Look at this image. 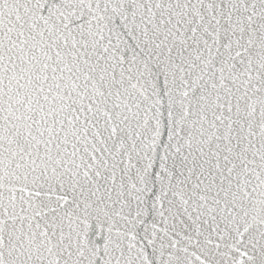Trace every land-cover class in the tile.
Masks as SVG:
<instances>
[{
    "label": "snow or ice",
    "instance_id": "1",
    "mask_svg": "<svg viewBox=\"0 0 264 264\" xmlns=\"http://www.w3.org/2000/svg\"><path fill=\"white\" fill-rule=\"evenodd\" d=\"M0 264H264V0H0Z\"/></svg>",
    "mask_w": 264,
    "mask_h": 264
}]
</instances>
